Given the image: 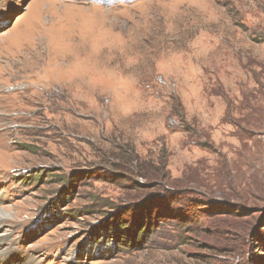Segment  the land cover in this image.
<instances>
[{
  "label": "rangeland",
  "instance_id": "1",
  "mask_svg": "<svg viewBox=\"0 0 264 264\" xmlns=\"http://www.w3.org/2000/svg\"><path fill=\"white\" fill-rule=\"evenodd\" d=\"M0 236L6 264H264V0H0Z\"/></svg>",
  "mask_w": 264,
  "mask_h": 264
},
{
  "label": "bare ground",
  "instance_id": "2",
  "mask_svg": "<svg viewBox=\"0 0 264 264\" xmlns=\"http://www.w3.org/2000/svg\"><path fill=\"white\" fill-rule=\"evenodd\" d=\"M2 241H3V239L0 236V243H2ZM0 246H1V244H0ZM7 255H8L7 253L0 251V264H6L7 263V261H8Z\"/></svg>",
  "mask_w": 264,
  "mask_h": 264
},
{
  "label": "trees",
  "instance_id": "3",
  "mask_svg": "<svg viewBox=\"0 0 264 264\" xmlns=\"http://www.w3.org/2000/svg\"><path fill=\"white\" fill-rule=\"evenodd\" d=\"M113 226V225H112ZM115 227H117V226H115ZM119 227V226H118ZM114 229V228H113ZM121 229V228H120ZM119 229V230H120ZM105 250H107V253H110V252H112L113 250H114V246L113 247H110V248H106Z\"/></svg>",
  "mask_w": 264,
  "mask_h": 264
}]
</instances>
